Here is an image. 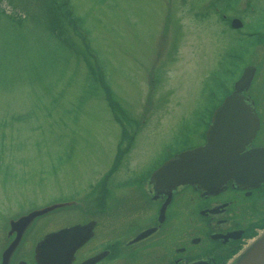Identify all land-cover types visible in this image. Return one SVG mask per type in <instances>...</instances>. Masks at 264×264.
Wrapping results in <instances>:
<instances>
[{
  "label": "rangeland",
  "instance_id": "obj_1",
  "mask_svg": "<svg viewBox=\"0 0 264 264\" xmlns=\"http://www.w3.org/2000/svg\"><path fill=\"white\" fill-rule=\"evenodd\" d=\"M245 1L217 3L227 15L242 18L245 26L238 32L215 14L203 12L208 0H190L200 13L197 17L189 10V0H70L105 72V84L119 102L117 116H126L132 124L124 133L133 132L134 137L117 162V150L124 146L119 145L122 132L99 84L96 94L80 104L78 98L87 88L80 83L84 69L74 59L62 76L66 81L76 68L73 83L54 81L53 70L37 83L34 75L45 66L46 57L52 61L59 54L54 60L61 67L67 52H53L54 37L48 40L31 24L30 14L14 12L0 0L7 13H0V227L5 218L16 215H24L22 224L33 220L43 231L77 222L80 216L75 208L84 201L95 206L98 183L112 166L117 168L108 183L142 172L165 145L180 147L175 143L179 133L188 135L189 145L199 144L209 97L222 99L231 85V81L223 83L222 66L229 62L223 51L238 48L240 42L254 44L243 53L235 50L234 80L244 65L255 66L256 74L244 94L253 100L260 119L255 142L264 145V0H249L254 11L241 13ZM12 3L37 12L32 0L28 5L24 0ZM48 45L52 50L46 56ZM159 70L162 79L150 83V73ZM212 83H221L224 89L217 91ZM61 90L64 96L53 103ZM124 190H115L113 207L127 222L147 209V201ZM69 196L74 204L59 213L66 218L57 223L53 221L58 216L51 220L30 212ZM184 211L179 208L181 214Z\"/></svg>",
  "mask_w": 264,
  "mask_h": 264
},
{
  "label": "flooded vegetation",
  "instance_id": "obj_2",
  "mask_svg": "<svg viewBox=\"0 0 264 264\" xmlns=\"http://www.w3.org/2000/svg\"><path fill=\"white\" fill-rule=\"evenodd\" d=\"M243 97L251 100L247 94ZM256 138L257 134L251 146H264L256 144ZM160 153L141 174L131 172L117 181L122 186L116 190H131L135 196L145 197L147 209L138 218L126 222V218L118 217L113 207L115 190L105 197L97 192L94 207L84 201L75 208L79 221L63 222L47 231L37 229L33 220L22 224L20 216L8 217L0 227V264H39L41 257L35 254L39 242L50 233L75 225L87 230L82 236L85 240L67 258L60 255L46 264H226L264 225V184L242 188L230 181L222 191L207 196L191 186L179 187L165 207L163 221L158 223L166 196L146 189L152 187L150 174L163 162ZM73 204L41 216L51 220L58 216L53 221L57 223L66 218L59 213ZM181 207L185 208L183 214L179 212ZM147 230L145 236L136 239Z\"/></svg>",
  "mask_w": 264,
  "mask_h": 264
},
{
  "label": "water",
  "instance_id": "obj_3",
  "mask_svg": "<svg viewBox=\"0 0 264 264\" xmlns=\"http://www.w3.org/2000/svg\"><path fill=\"white\" fill-rule=\"evenodd\" d=\"M232 27H239L237 20ZM254 67L247 66L234 82L232 92L213 111L205 132V142L196 148L182 151L157 168L150 176L154 192L167 195L178 186L193 185L202 195L216 194L232 180L242 188L264 184V147L247 148L258 129L254 109L242 96L250 85ZM58 206V205H55ZM55 206L33 212H46ZM164 204L158 220L163 218ZM83 226H73L46 235L37 245L39 264H46L62 255L68 257L85 240ZM144 231L136 239L145 236ZM58 252V253H57ZM230 264H264V231Z\"/></svg>",
  "mask_w": 264,
  "mask_h": 264
},
{
  "label": "trees",
  "instance_id": "obj_4",
  "mask_svg": "<svg viewBox=\"0 0 264 264\" xmlns=\"http://www.w3.org/2000/svg\"><path fill=\"white\" fill-rule=\"evenodd\" d=\"M8 3V5L11 7V10L17 13H21L20 10L27 12V14H30L31 24L39 27L43 31V35L47 37L48 40H50L52 37L55 38L54 45L51 47L53 48V52H59V51H66L67 55L64 58L63 66L57 67L56 63L57 60H54L55 58L59 57V54L52 60L49 61V59L46 57V63L45 66L38 70V73L34 75V78L37 80V83H42L46 80V75L49 74L51 70L56 74L55 80L56 82H63L65 80H62V76L65 74L66 69L70 67V64H72V60L74 59V64H80L82 68L84 69V74L82 79L80 80V83H83V86L87 89L81 94V97L78 98L80 101V104L84 103L88 98H91L96 94V83L99 84L101 91L103 93L104 98L107 100L108 104L111 106L110 110L112 112V115L117 122L118 126L120 127L121 134H120V140L119 145L124 144L123 147L118 148V155L116 156V161L119 162L121 159V156L123 153L127 151L129 148V143H131L132 138L134 137L133 132L131 134L124 133L126 132V126H131V122H129V119L125 116L124 119L117 116L116 108L120 110L119 102L114 98V95L112 91L107 87L105 84L106 79L105 72L102 69L101 64L99 63L98 57L94 54V51L89 47L87 34L85 31L80 28V20L79 18H76V15L74 14V10L72 5L70 4V0H32V3L36 5L37 12H31L20 8V6H17L12 3V0H1ZM26 3L29 4L31 0H24ZM223 0H208L207 4L203 8V12L207 13L210 12L212 14H215L217 16V19L221 21L222 23L227 24V19L225 20L223 18V15L225 13L224 8H220V5L217 3L221 2ZM17 9V10H16ZM10 10V11H11ZM189 10L194 12V16L197 17L200 15L199 11H197L194 4H192L189 0ZM9 11V12H10ZM0 13H6L5 9L0 8ZM21 18H19L18 23H22ZM228 25V24H227ZM49 44V42H48ZM240 45H238V48L232 49V48H225L223 51L224 57L228 59V64L226 66H222L223 74L225 77V81L223 83H226L227 81L233 82L234 78L236 77L237 70H236V59H235V52L238 50V52H246L247 48L253 46V41L249 42H240ZM241 45L244 47H241ZM49 45L45 49L46 56H49L52 49ZM42 50H44V45L41 46ZM236 50V51H235ZM45 58V57H44ZM42 59L43 62L45 59ZM72 71V72H71ZM70 71V75L68 79L63 83H73L75 81L76 76V68L72 69ZM150 75L152 76V79L149 80L150 83H153L154 81H158L159 79H162L161 75L162 72L156 71L151 72ZM216 78V76L214 75ZM230 87V85H229ZM212 88L215 90H223L224 86L221 85V83H212ZM229 91V88L226 90L225 94H227ZM65 92L60 91L56 98L52 99V102H56L57 100H61L64 96ZM212 90L209 89L208 96L212 95ZM109 100V101H108ZM220 100H210V97L208 99L209 108L206 109L205 113L207 115L205 121H204V129L207 127L209 123V118L211 116V113L213 109L219 104ZM29 113H26V115L23 116L26 117ZM22 117L15 116L16 120H20ZM124 124H123V123ZM135 127V126H134ZM129 131V130H128ZM179 137H175L176 142L179 143L180 147L178 146L177 149L173 148L171 149L170 145H166L168 147V151L166 153L162 150L161 151V161H163L166 157L170 156L173 153H176L178 151L187 149L192 147L193 145H189L187 142L188 135L184 133H179ZM203 137V133H202ZM127 144V145H126ZM116 166H112V168L107 172V174H104L102 176L101 180L99 181L98 186V193H102V197L104 194L109 193V189H107L108 184V177L110 174H112ZM107 197V196H106ZM264 226V225H262Z\"/></svg>",
  "mask_w": 264,
  "mask_h": 264
}]
</instances>
